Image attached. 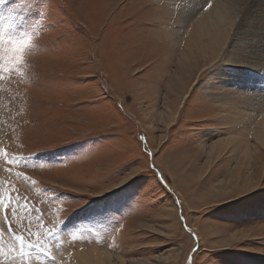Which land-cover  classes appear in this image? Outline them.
<instances>
[{"label":"rangeland","instance_id":"obj_1","mask_svg":"<svg viewBox=\"0 0 264 264\" xmlns=\"http://www.w3.org/2000/svg\"><path fill=\"white\" fill-rule=\"evenodd\" d=\"M179 1L0 0V35H32L20 71L0 79V193L25 198L14 215L0 210V264H82L90 245L112 264H264V146L248 160L211 148L264 115L214 93L262 95L264 69L219 61L173 107L166 91L194 19L176 14L212 4ZM235 39L252 57L250 39ZM36 237L43 252L29 247Z\"/></svg>","mask_w":264,"mask_h":264},{"label":"bare ground","instance_id":"obj_2","mask_svg":"<svg viewBox=\"0 0 264 264\" xmlns=\"http://www.w3.org/2000/svg\"><path fill=\"white\" fill-rule=\"evenodd\" d=\"M187 1L188 0H180L179 2ZM202 2H204L203 4H206L208 0H203ZM209 8L210 13L205 16L202 14L196 15L195 13H186L192 12L193 8L179 11L176 14V18H179L177 19V24L180 26H183L186 22L185 27H188L187 18L194 19L191 21V23H189V26L193 25L191 27L192 30L189 31L191 35L184 42L183 48L180 51V55L178 56L179 59L175 63L176 72L171 77V82L168 81L169 84L166 94L173 97L170 100V103L173 107L176 106L179 95L180 97L187 96L186 88L189 87L192 76H194V74L197 72V79H199L209 67L213 66L219 61L225 63L226 65L243 66V68H255L258 69V71L259 69H264V11H261L263 15L257 14L258 16L255 15V12L254 14L252 13L255 10L256 12H259L258 9L264 10V0H212V4ZM170 36L172 38L174 37V35ZM231 37H233V40L234 38L244 39L248 37V39H250L249 41L251 42L248 44L250 48L248 49L249 51L247 48L245 51L246 53H253L252 57H247L246 54L244 55L242 53L243 49L241 50V46H239L240 48H235L236 46L233 45V40L230 41ZM256 38H260V40H258L259 42H257ZM238 39H235L236 43V40ZM228 43L232 46V48L227 50L225 48L227 47ZM168 50H171V48H163L164 54L167 53ZM247 54L251 56L249 53ZM249 74L252 73L248 72L246 75V78L248 79L246 80L250 81V77L253 78V82H255L254 79L259 80V77H257L255 74ZM229 77L234 78V72H231ZM211 79L213 80V78ZM220 79L222 78L220 77ZM241 82L239 83L241 84ZM262 82L264 81L262 80ZM221 85L222 84L220 83V86ZM257 87L261 88L257 85L256 88H254L256 91H258ZM243 88L248 89L249 91L252 89L251 86L246 84L241 86L238 85V88L232 89L233 91H231L232 94L230 95H225L219 92L214 93V95H224V99L227 100L225 103L226 105H231L230 107L237 105L241 106L242 108H247V106L253 105L254 107L255 105L259 108L258 111L264 114V94L258 95V93L255 92L249 93L248 90L245 91ZM207 95L208 94H206V96ZM214 100L215 98L213 101ZM256 116L253 120L257 119ZM248 117L249 118L245 120L246 123L242 124V127L239 128V130H236L235 132H229L232 135H228V137L225 139L226 141L220 140L219 142L214 143V145H211V148L215 149L216 153H221L228 147L227 152H236V154H242L244 159L246 158L247 160V157L252 156V153L249 155L247 152L248 148L258 150L257 152L260 151L259 155H261V147L264 146V115L260 116L258 119L259 121L255 122L251 120L250 123L247 124V122H249L248 120L250 119V116ZM234 122H239L238 116H234ZM242 132H245V137L243 136ZM249 132H251L250 134L254 139L252 145L248 143L249 141L247 140ZM238 135L240 136L239 138L234 137ZM229 143L230 145H228ZM195 157L197 158L196 155L193 158L195 159ZM83 249H85L84 252H77L75 254L76 256H79V260L82 264H112L111 260H109V255H107L105 251H98L96 247L92 245Z\"/></svg>","mask_w":264,"mask_h":264},{"label":"snow or ice","instance_id":"obj_3","mask_svg":"<svg viewBox=\"0 0 264 264\" xmlns=\"http://www.w3.org/2000/svg\"><path fill=\"white\" fill-rule=\"evenodd\" d=\"M23 41H27L26 43H21ZM4 45H7V47H3ZM32 45V35L28 32H21L19 35H10L7 38H5L3 35H0V52H3V55H0V79L3 78L4 73H13V72H18L20 71V67L25 59L24 53L27 48H29ZM10 53V55H9ZM141 142H143L144 138L140 137L139 138ZM0 152H3L2 149H0ZM145 155L152 156L154 153H152L149 149L145 148L144 149ZM5 156H7L6 163L8 165L14 164L17 161H22L25 159L23 156H10L7 153H4ZM7 173L9 176L15 175V176H21V173L16 172L13 173L11 167H8L6 169ZM24 180H29V177L24 176ZM9 188H12L11 182L7 181ZM18 194V190L12 189V193L8 197V203L5 204L4 198H3V193H0V210H6L7 213L14 215L18 211V207L21 205V201L24 200V197H20L19 199H16V196ZM13 200H15V203H13ZM24 207H27V204L25 203L23 205ZM10 216L5 217L6 223ZM38 222L43 221L42 216L37 217ZM41 226L43 224L41 223ZM13 232H15V226H11ZM51 231L49 230V235H51ZM3 232V229H0V233ZM29 237L33 235L31 230H29ZM0 239H2V236H0ZM15 239L19 241L21 247L19 249V255L25 256L26 253L24 251V245H25V237L23 235L17 234L15 236ZM29 247H36L40 251H44V246L41 243V240L39 237H36L33 243L29 244ZM198 251V247L194 248L192 250L193 254ZM188 264H194L193 257L190 255L188 257Z\"/></svg>","mask_w":264,"mask_h":264},{"label":"clouds","instance_id":"obj_4","mask_svg":"<svg viewBox=\"0 0 264 264\" xmlns=\"http://www.w3.org/2000/svg\"><path fill=\"white\" fill-rule=\"evenodd\" d=\"M27 41H23V42H21V43H26Z\"/></svg>","mask_w":264,"mask_h":264}]
</instances>
